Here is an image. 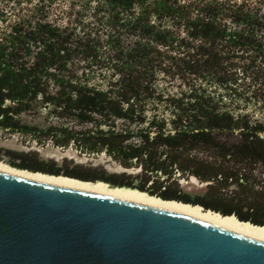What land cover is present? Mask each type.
<instances>
[{
    "label": "trees",
    "instance_id": "obj_1",
    "mask_svg": "<svg viewBox=\"0 0 264 264\" xmlns=\"http://www.w3.org/2000/svg\"><path fill=\"white\" fill-rule=\"evenodd\" d=\"M94 1L107 15L102 42L97 34L81 37L52 25L38 6L0 30V129L46 135L54 146L72 144L88 154L104 152L122 168L140 171L132 176L12 166L134 189L264 226V191L244 190L237 205L219 208L184 194L175 180L190 176L242 186L246 171L264 166V127L220 107L201 87L192 85L179 97L164 100L154 90L156 75L167 73L163 60L175 59L165 53L182 47L193 53L173 64L194 80L211 77L208 81L227 88L238 74L264 78V0ZM2 17L0 12V22ZM103 48L112 52L106 68L115 79L106 90L89 86L84 74L78 76L70 67L76 59L87 68L98 65ZM156 100L166 104L168 120L147 117V104ZM42 111L54 121L45 129L21 120V115ZM224 134H234L237 142H222Z\"/></svg>",
    "mask_w": 264,
    "mask_h": 264
},
{
    "label": "water",
    "instance_id": "obj_2",
    "mask_svg": "<svg viewBox=\"0 0 264 264\" xmlns=\"http://www.w3.org/2000/svg\"><path fill=\"white\" fill-rule=\"evenodd\" d=\"M0 264H264V241L183 213L0 172Z\"/></svg>",
    "mask_w": 264,
    "mask_h": 264
},
{
    "label": "rangeland",
    "instance_id": "obj_3",
    "mask_svg": "<svg viewBox=\"0 0 264 264\" xmlns=\"http://www.w3.org/2000/svg\"><path fill=\"white\" fill-rule=\"evenodd\" d=\"M180 1L188 2L187 0ZM219 1H230L238 4L244 0ZM247 1L256 3L258 0ZM35 6L46 12L47 20L52 25L69 28L81 37L89 34L92 38L97 34L100 36L101 42L105 40L106 28L104 24L107 15L101 11L100 5H97L94 0H0V12L4 20V22H0V30L2 28L8 30L15 22L32 14ZM179 35L184 38L185 32L180 29ZM102 45L104 44L102 43ZM105 50V48L102 49L103 54L100 55L101 59L98 65L92 68H87L86 63L80 59L74 60L72 66H70L78 76L84 74V79H86L89 86H94L100 90H106L109 84L115 80L112 77V72L106 68V64H108L106 59L112 55V52ZM187 53L191 54L193 52L192 50L186 51L182 47L165 53L175 59H164L163 67L167 69V73H158L155 77L154 90L157 98L164 100L167 97H179L182 93L187 92L192 85L195 88L201 87L206 90L208 95L214 97L215 101H220V107L234 115L247 116L252 123L261 124L264 127L263 77L249 74L244 79L241 74H238L237 82L228 85L227 88L218 86L215 80L208 81L211 77H207L204 81L201 79L194 80L191 76L180 74L181 69H177L175 65L177 58H184ZM157 100L147 104V117L150 118V116L156 115L168 120L170 117L166 104L164 101L159 103V100ZM20 117L23 123L28 126H37L43 129L48 124L54 123L50 119H45L44 111L21 115ZM221 141L233 144L237 142V139L234 134H224ZM25 163L37 167H57L62 172L73 169L94 173H126L135 176L140 171L139 168H122L106 156L104 152L88 154L80 151L72 144L67 148L54 146L46 135L38 133L30 135L0 129V164L14 168L12 164L22 165ZM245 177L248 180L242 186L233 182L223 183L224 181L221 182V180H219L220 182H202L190 176L177 177L175 180L178 185L177 189L184 194L223 208L237 205V202L244 198V190H249L248 192L252 193L264 191V166L256 165L252 173L249 174L246 171Z\"/></svg>",
    "mask_w": 264,
    "mask_h": 264
},
{
    "label": "bare ground",
    "instance_id": "obj_4",
    "mask_svg": "<svg viewBox=\"0 0 264 264\" xmlns=\"http://www.w3.org/2000/svg\"><path fill=\"white\" fill-rule=\"evenodd\" d=\"M0 172L27 179L42 184H55L65 187L81 189L99 194L109 195L141 204H146L174 212L183 213L197 219L215 224L231 231L264 241V227L253 226L250 223H242L234 216H222L210 210H204L198 205L183 204L176 201H166L158 197L129 188H114L104 182H85L64 176H51L39 172L6 167L0 164Z\"/></svg>",
    "mask_w": 264,
    "mask_h": 264
}]
</instances>
